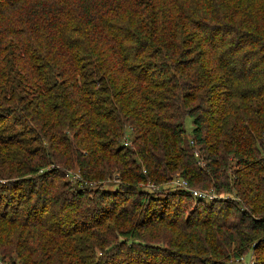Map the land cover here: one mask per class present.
I'll return each mask as SVG.
<instances>
[{
  "label": "trees",
  "instance_id": "16d2710c",
  "mask_svg": "<svg viewBox=\"0 0 264 264\" xmlns=\"http://www.w3.org/2000/svg\"><path fill=\"white\" fill-rule=\"evenodd\" d=\"M178 178L235 198L206 204ZM169 182L186 214L155 193ZM250 250L264 254V0H0V264Z\"/></svg>",
  "mask_w": 264,
  "mask_h": 264
},
{
  "label": "rangeland",
  "instance_id": "374dc122",
  "mask_svg": "<svg viewBox=\"0 0 264 264\" xmlns=\"http://www.w3.org/2000/svg\"><path fill=\"white\" fill-rule=\"evenodd\" d=\"M191 127H192V119L189 116H186L185 117V129L187 131H190ZM130 137H131L130 134L126 133L125 138L131 139ZM68 173H77V172L75 170H72V171H69ZM92 186L95 188V184H92ZM154 189H155V193H158V192H160L161 189H163V191L160 192V194H158V195H160V198L167 197L168 199H170L171 203H174V206L172 204L171 209H173V207H175L179 203L184 208H186V210H185V214H186L187 212H189L193 208V206H195V203L193 201H189V202L186 201L184 196L177 195V194L172 195L174 192H176V189L171 184V182H169L168 184L159 185ZM173 189H174V191L171 194H169L168 192L172 191ZM191 189L196 190V191H201L204 193L207 192V190H198L196 188H191ZM212 192L214 193V200H217V199H234L235 198V196L230 192L229 193L228 192H225V193L224 192H218L217 193L214 191H212ZM201 200H203L206 204H209L212 201H214V200H206V199H201ZM263 259H264V254H259L256 251L250 250L246 254L242 255L239 259H231L229 261V264H259V262Z\"/></svg>",
  "mask_w": 264,
  "mask_h": 264
},
{
  "label": "built area",
  "instance_id": "2783aa9c",
  "mask_svg": "<svg viewBox=\"0 0 264 264\" xmlns=\"http://www.w3.org/2000/svg\"><path fill=\"white\" fill-rule=\"evenodd\" d=\"M130 140L128 138H124L123 140V144L125 146H129L130 145ZM67 177L71 178L73 181H75L76 179L79 178V174L78 173H68ZM174 186L179 187L180 189H184L186 191H188L193 197H198L201 199H206V200H213L214 199V193L212 191H207L206 193L201 192V191H196V190H192L188 185L187 182L183 179H174L173 183Z\"/></svg>",
  "mask_w": 264,
  "mask_h": 264
}]
</instances>
